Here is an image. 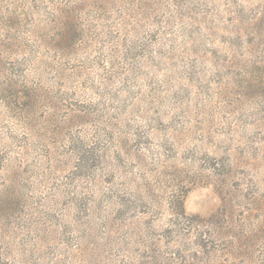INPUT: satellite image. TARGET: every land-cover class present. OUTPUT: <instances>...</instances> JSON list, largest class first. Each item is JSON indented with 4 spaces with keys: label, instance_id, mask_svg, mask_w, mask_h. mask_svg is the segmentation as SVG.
<instances>
[{
    "label": "rangeland",
    "instance_id": "rangeland-1",
    "mask_svg": "<svg viewBox=\"0 0 264 264\" xmlns=\"http://www.w3.org/2000/svg\"><path fill=\"white\" fill-rule=\"evenodd\" d=\"M0 264H264V0H0Z\"/></svg>",
    "mask_w": 264,
    "mask_h": 264
}]
</instances>
